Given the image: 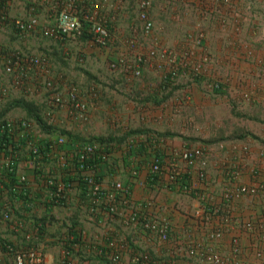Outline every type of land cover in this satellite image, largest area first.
I'll return each mask as SVG.
<instances>
[{
	"label": "built area",
	"instance_id": "built-area-1",
	"mask_svg": "<svg viewBox=\"0 0 264 264\" xmlns=\"http://www.w3.org/2000/svg\"><path fill=\"white\" fill-rule=\"evenodd\" d=\"M154 2L137 0V15L129 25L123 48L109 58L111 70L141 79L145 66L153 65L162 72V83L183 84L202 79L208 89L219 88L217 79L206 78L208 52L198 55L197 49L183 40L170 47L160 39L153 18ZM15 3L24 8L17 17L10 15ZM123 6L124 0H0V34L9 30L11 37L5 41L0 35V67L9 77L7 86H0V231H6L0 241V258L5 256L12 264H45L46 250L52 243L46 233L51 231L57 232L55 237L62 245V264H74L79 253L120 261L129 244L117 239L109 227L103 230L100 240L91 236L84 225V221L100 212L111 221L137 228L158 240L166 241L171 236V221L156 209L155 198L148 196L136 201L131 186L116 177L126 169L116 157L120 150L115 148L116 144L77 140L56 131L67 129L86 134V126L92 120L90 99L97 97L98 87L92 86L88 91L77 86L63 87L50 75L52 61L44 49L37 51L34 45L27 46L35 40L32 36L65 43L86 33V41L108 47L114 40V10L121 11ZM195 25L188 38L201 46L205 32L200 22ZM18 41L23 44L18 45ZM20 96L44 105L43 117L52 126L50 130L32 118L14 115L12 111L1 112L9 100ZM152 136L160 143L161 138ZM138 141L137 136L128 137L124 151ZM65 145L71 148L64 149ZM224 147L220 144V148ZM155 149L158 144L152 147L146 168H130L142 190L149 191L158 183L189 188L182 180H190L194 187L193 172L196 181L206 180L210 163L207 144L173 150L167 165L157 151L154 154ZM241 170H248L254 177L259 175V169L245 161L230 167L227 176L233 186L225 189L224 198L230 201L245 193L264 195V183L258 180L244 184ZM105 179L109 186L104 184ZM76 213L78 223L72 225ZM245 227L252 228L253 222L247 221ZM221 234L222 230H215L210 238L218 239ZM188 253L203 261L222 262L220 253L206 247L191 246ZM132 260L138 264H159L144 250L135 251Z\"/></svg>",
	"mask_w": 264,
	"mask_h": 264
},
{
	"label": "crops",
	"instance_id": "crops-1",
	"mask_svg": "<svg viewBox=\"0 0 264 264\" xmlns=\"http://www.w3.org/2000/svg\"><path fill=\"white\" fill-rule=\"evenodd\" d=\"M129 1L124 0L121 11L114 10L116 16L115 30L112 34L114 40L108 47L99 46V48L107 49L110 56H117L119 49L123 48V40L129 34L128 27L133 18L124 8ZM156 6L157 14L161 17L160 25L155 20V25H159L156 32L160 39L170 47H174L183 40L196 48L198 55L202 51L208 52L210 61L207 63L206 78L217 79L221 88V93L213 92L212 89H208L207 82L202 79L184 83L185 85L171 98V103L173 105L177 103L179 107L172 112L171 116L168 114L169 108L172 107L167 106L169 100L161 104L163 108L159 111L161 115L163 114L162 122L165 120L168 122L167 116H170L173 131L192 137L193 135L189 134L200 130L201 134L207 138L217 135L211 134L214 132L212 123L216 122L215 119L218 120L216 125L222 126V120L228 122L234 115L245 124L228 135L234 137L223 136L211 143L201 140L194 143L182 137L168 136H157L161 140L160 143H156L152 139V134H140L136 135L140 141L128 150L124 151L126 141L120 147L115 146L116 149H120L116 152V157L120 159L122 167L126 168L122 169L121 174L118 173L116 177L131 186L133 198L136 201H141L148 196L155 198L156 209L171 221V236L166 241L158 240L137 228L111 221L104 212H100L90 221H84L88 233L101 240L103 230L109 227L117 239H122L129 244L128 250L118 262H112L104 257L99 259L93 256L87 257L79 253V256L74 257V264H138L132 260V255L138 250L150 252L159 264H216L190 255L188 248L191 246L206 247L220 253L222 262L219 264H264V195L245 193L242 197L233 198L230 201L223 195L226 188L233 186L232 179L227 176V170L232 166L235 168L243 161L249 166L257 167L259 175L254 177L248 170H241V181L246 185H251L258 180L264 183V0H155L154 8ZM22 9L24 12L23 5L15 3L10 8V15L17 17ZM198 22L201 23L205 32L201 46L188 38ZM166 25L171 26L172 41L167 38L169 34L166 35ZM184 26H186L185 31L179 30ZM5 31H2L0 35L2 40L7 41L6 39L9 40L11 37L9 30ZM32 38L35 40L32 39L30 44H27L28 47L36 44L41 46L40 43L48 47L47 39H38L39 37L35 36ZM36 40L40 42L37 43ZM76 41L91 45L90 42L81 39H75L74 42ZM5 43L10 45L9 42ZM22 44L23 42L18 41V45ZM35 50L39 51V48ZM55 66H51L50 69L52 77L57 75L53 70ZM154 68L150 65L146 69L155 71ZM114 72L122 74L121 79L127 78L126 74L124 76L120 71ZM0 74L3 79H0V86H7L9 77H6L1 67ZM128 85L130 83L126 84L128 90L135 88V85L131 84L130 87ZM139 86L144 89L146 84L141 82ZM134 100L139 103L138 100ZM229 109L230 111L227 112ZM95 117H93L94 129L97 127L95 122L98 121V117ZM187 118L192 122L189 121L181 127V120ZM195 120H199L203 126H196L198 121L194 124ZM162 127L164 129H160L161 131L171 128L167 124ZM241 130L250 133L243 138L236 136L235 132L240 133ZM142 143L147 148L142 155L135 156L132 150L139 149ZM200 143L209 146L210 163L206 180L196 181V173H192L191 182L194 187L190 185V180L186 182L182 180L183 184H187L189 188H180L178 184L167 186L158 183L149 191H144L130 171L132 166L142 168L144 165L146 168L153 153L152 147L154 148L156 144L158 149H155L154 154L157 151L163 163L167 165L173 150ZM220 144L225 147L220 148ZM104 184L109 186V180L105 179ZM100 218L104 220L101 222ZM247 221L253 222L252 228L245 227ZM218 229L222 230L221 236L218 239L210 238V234ZM4 233L0 231L1 236ZM56 233L51 231L46 234L52 243L46 250L45 264H62V245L57 242ZM96 260L99 262H95ZM9 262L5 256L0 258V264H9Z\"/></svg>",
	"mask_w": 264,
	"mask_h": 264
},
{
	"label": "rangeland",
	"instance_id": "rangeland-1",
	"mask_svg": "<svg viewBox=\"0 0 264 264\" xmlns=\"http://www.w3.org/2000/svg\"><path fill=\"white\" fill-rule=\"evenodd\" d=\"M136 6L137 0H130L127 5H125V10L128 12L129 16H132L133 20L137 15ZM157 10L158 9L156 6L153 10V18L160 25L161 20H159V18L161 19V17L157 14ZM158 24L156 25V31L159 28ZM122 25H124V23ZM128 28L130 29V26ZM182 29H184L185 31L186 26H184V28H179V30ZM165 31L166 35L169 34L167 37L169 41H172L171 26L166 25ZM129 32L130 31H128V33ZM6 40L8 41V39ZM48 41H46V46L48 47H44L42 43H40L41 46H37L38 44L34 46L35 48H39V50L46 49L50 53L53 52V56H51L52 58L50 61H52V66L56 65L55 67H53L54 72L57 74L54 75V77L58 79L63 87L77 86L79 88H83L84 90H87L95 85L98 87L99 93L97 94V97L93 96L90 99L92 103V107L90 110L92 112V120L88 124V126H86L87 129L85 135H106L111 131H125L130 127H136L146 124H148V126L153 129L159 130L164 129L163 127L161 128V126L167 124L169 125V127H171L170 129L173 130V124L171 120L172 117L170 116L174 110H177L179 108L177 103L173 105L171 103L172 99H169L167 106H172L171 108H169L168 112L170 116H167V118H169L167 120L168 122H166V120L165 122H162L161 116L163 117V114L161 115L159 110L161 109L162 111L163 107H161V105H153L151 103H136L137 101L133 99L134 96L132 98V96L130 95V91L132 90H128L126 86V84L128 83H130V85H135V88L132 89L143 91V95L159 89L162 85V72H160V70L154 68L155 71H151L149 69H146L149 67V65H146L141 79L130 77L121 79L122 74L119 75L118 73L114 72L108 65V62L110 60L109 58L113 55L110 56V53L107 49L99 48V46H96L94 44L90 45L89 43H81L79 41L74 42L75 40L73 39H70L65 43L54 42L51 40ZM36 42L39 43L40 41L36 40ZM82 68L91 71L98 79L95 78L94 80L93 78H89V76L84 72ZM0 79L3 80L1 74ZM98 80H100V83H95ZM141 82H145L146 84L144 89L140 88L139 86ZM130 85L128 86L130 87ZM229 111L230 109L227 112ZM12 114L18 116L26 115L25 111L20 107L13 109ZM94 114L96 117H98V121L95 122L97 125L96 129H94L93 125V117H95ZM189 121L192 122V120L188 118L185 120L182 119L181 127H183L184 124L188 123ZM214 121L217 122L218 120L215 119ZM216 122L212 123L214 132H211V134H217L219 136L221 133H223L222 136L224 137H229L228 135H231V132L233 130L245 124L239 118H235L234 115L232 118H229L228 122L222 120V126L216 125ZM195 123H197L196 126L198 127L203 126L199 122V120H195L194 124ZM201 133L202 132L198 130L197 132L191 133L189 135H193V137L197 136L199 138H207V136Z\"/></svg>",
	"mask_w": 264,
	"mask_h": 264
},
{
	"label": "trees",
	"instance_id": "trees-1",
	"mask_svg": "<svg viewBox=\"0 0 264 264\" xmlns=\"http://www.w3.org/2000/svg\"><path fill=\"white\" fill-rule=\"evenodd\" d=\"M82 38H80L83 41H86L88 39V35L85 33L83 36H81ZM12 38H15V36H12ZM46 56H48V58L51 60V56H53V52H49L48 50H44ZM60 58V57H59ZM84 70V72L89 76V78H93L95 80L98 79L95 74H93L91 71L86 70L85 68H82ZM95 83H100V80L96 81ZM185 84H170V83H162V85L160 86L161 88L156 89L152 92H149L148 94L143 95V92L137 89H133L132 91H130V95L134 96L133 99H136L139 101V103H151L153 105H161L164 101L171 99L175 93L181 89ZM221 88H215L213 90V92L216 93H221ZM21 108L25 111V116L28 118H32L34 119L37 123H39V125L41 127H43L44 129H49L52 128L51 125L48 124V122L44 119L43 117V110H44V105L37 103L35 100H30L28 98H25L23 96L20 97H15L12 98L11 100L8 101V103L5 105V107H3L1 109V112H9L12 111L15 108ZM57 133H65L68 135V137L70 138H74L77 140H99V141H104L106 143H114L116 145H118L119 147L121 146V144H123L126 139L130 136H136V135H140V134H154L156 136H168L170 138L173 137H182V139H187L189 142H198L199 140L207 142V143H211L214 142L216 140H219L220 138H223V136L221 135H211L208 138H199V137H188L187 135H184L182 133L173 131L171 129H166L165 131H161L159 129H153L149 126L146 125H140V126H136V127H130L129 129L123 131V130H116V131H111L109 134L106 135H96V134H92L90 136H83L82 134H78L73 132L72 130H67V129H60V130H56ZM60 131V132H59ZM248 132H243L241 130L240 133L235 132L236 136L238 137H246L248 135ZM231 138L234 137L233 135L230 136ZM229 137V138H230ZM70 146H64V149H69ZM71 148V147H70ZM146 145L144 143H142V146L137 149V150H132L133 154L135 156H137L138 154H141L144 152V150L146 149ZM149 157V156H147ZM80 188H84V183L82 181V184H80ZM79 214V213H78ZM51 218L55 219L54 216H52ZM47 219V218H45ZM76 223H78V216L77 213L73 218V224L75 225ZM69 227V232H70V226ZM47 234V233H46ZM3 240L1 234H0V241ZM10 261V260H9ZM12 262L10 261L9 264H11Z\"/></svg>",
	"mask_w": 264,
	"mask_h": 264
}]
</instances>
